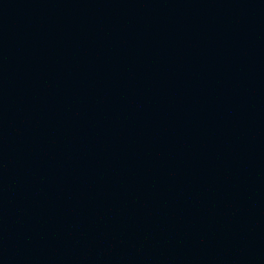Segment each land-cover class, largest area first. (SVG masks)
I'll use <instances>...</instances> for the list:
<instances>
[{"label":"water","instance_id":"obj_1","mask_svg":"<svg viewBox=\"0 0 264 264\" xmlns=\"http://www.w3.org/2000/svg\"><path fill=\"white\" fill-rule=\"evenodd\" d=\"M0 264H264V0H0Z\"/></svg>","mask_w":264,"mask_h":264}]
</instances>
